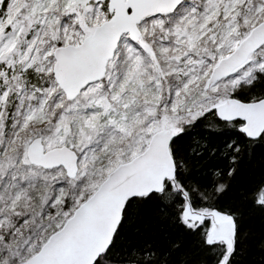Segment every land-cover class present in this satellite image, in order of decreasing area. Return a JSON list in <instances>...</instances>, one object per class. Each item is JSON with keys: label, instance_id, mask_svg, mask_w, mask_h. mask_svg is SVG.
<instances>
[{"label": "snow or ice", "instance_id": "obj_1", "mask_svg": "<svg viewBox=\"0 0 264 264\" xmlns=\"http://www.w3.org/2000/svg\"><path fill=\"white\" fill-rule=\"evenodd\" d=\"M0 264H264V0H0Z\"/></svg>", "mask_w": 264, "mask_h": 264}]
</instances>
